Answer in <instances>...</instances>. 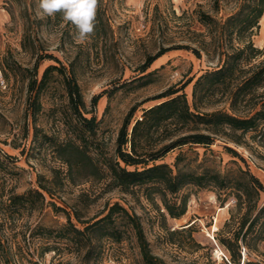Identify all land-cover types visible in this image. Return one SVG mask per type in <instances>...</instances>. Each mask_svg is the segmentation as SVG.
Returning <instances> with one entry per match:
<instances>
[{"label":"rangeland","instance_id":"obj_1","mask_svg":"<svg viewBox=\"0 0 264 264\" xmlns=\"http://www.w3.org/2000/svg\"><path fill=\"white\" fill-rule=\"evenodd\" d=\"M230 1L224 6V16L232 10L233 3ZM103 4L107 6L110 22L107 34L97 45L91 40L77 43L73 25L53 20L38 30V48L34 52L22 46L24 23L35 26L40 15L30 13L26 20L17 17L12 21L6 9V0H0V238L4 250L19 259V264H33L35 261L50 264L55 253L49 252L41 258L43 241L37 235L32 236L31 231L40 224L56 226L65 223V211H54L50 205L39 211L26 206L10 207L9 204L15 195L38 188L39 174L49 181L53 169H60L58 174L65 177L64 185L56 192L53 200L66 211H71V206L76 203L84 205L80 202L82 194H85L83 198L88 199L89 203L84 210L86 217L101 216L107 205L119 202L139 215L152 251L168 263L199 257L208 261L207 253H210L216 264H224L226 258L222 259L216 249L220 247L226 255L227 251L212 236L230 217L233 199L223 207L214 190L190 186L181 193L190 196L188 210L177 219L166 212L158 195L148 199L145 187H137L126 193L120 189L108 190L104 181L90 179L71 182L66 177L67 168L58 159L55 150L57 144L75 137L71 127L74 115L68 106L63 77L58 72H55L47 87L40 91L41 108L33 115V106H29L28 79L29 71L33 70L38 60L37 51L53 54L67 65L74 63L85 100L83 112L86 117L96 116L99 124L94 139L100 143L103 152L114 149L119 129L133 106L138 108L136 117H141L143 108L160 100L155 97L170 87H181L191 79L184 91L192 104L195 80L219 65L218 56L204 51L201 57H197L189 50H171L151 65L147 76L140 78L142 74L139 69L146 51L155 53L159 44L168 46L171 43H188L189 19L192 29L204 30L193 10L201 4L205 10L210 11L209 0H103ZM173 10L177 15L186 11L187 15L178 20ZM16 11L19 13V8ZM260 25L259 33L253 37V41L257 47L264 48V45L258 46L264 39V16ZM96 49L101 52L98 58L95 57ZM262 60L264 55L254 62ZM56 64L54 59L41 60L39 79L48 65ZM3 67L9 75L8 80L4 79ZM259 93H264V87ZM97 95L100 97L94 106L92 100ZM211 108L227 110L228 103L221 101ZM229 149L237 151L239 156H233ZM179 154H183V163L190 162L194 167L213 165L221 172L238 166L245 167L242 159H246L250 170L264 184V121L256 131L245 134L241 144L229 137L217 136L210 146L186 145L176 148L158 162L173 166ZM47 199L51 200L49 196ZM261 202H264V192L261 193ZM194 222L193 237L207 246L197 252L190 247L187 233L171 234L172 231H182ZM171 240L176 241V244L171 243ZM63 248L59 256L64 260L72 259ZM137 258L138 248L132 240L106 242L101 264H137ZM249 258L256 264H264V244L259 254L253 253Z\"/></svg>","mask_w":264,"mask_h":264},{"label":"trees","instance_id":"obj_2","mask_svg":"<svg viewBox=\"0 0 264 264\" xmlns=\"http://www.w3.org/2000/svg\"><path fill=\"white\" fill-rule=\"evenodd\" d=\"M228 1L209 0L210 11L200 4L193 13L204 30L192 29L189 19L188 43H171L168 46L159 44L155 53L145 52L144 62L140 66V78H144L149 74L147 70L151 65L171 50H189L197 57H201L202 51L218 56L217 68L204 72L195 80L192 104L184 91L191 79L187 84L170 87L155 97L160 100L143 108L141 117H136L138 108L133 106L123 120L111 152H103L100 143L94 139L99 122L95 115L86 117L83 112L85 100L73 62L67 65L53 54L37 51L38 60L33 70L29 71V106H33V115L40 111V91L47 87L55 72H58L63 77L68 106L74 115L71 127L75 137L57 144L55 150L58 159L67 168L66 177L71 182L90 179L104 181L108 190L120 189L126 193L137 187H145L147 198L152 199L158 195L166 212L177 219L188 210L190 196L181 195L183 190L190 186L214 190L223 207L233 199L230 217L216 231L213 239L227 251L228 258L224 264H256L249 255L259 254L264 244V202H261L264 184L250 170L248 160L242 159L245 167L238 166L225 172L217 170L213 165L194 167L190 162L183 163V154L176 157L173 166L158 162L176 148L186 145L210 146L217 136H226L241 144L242 137L256 131L264 121V93H259L264 87V60L254 62L264 55V48L257 47L253 41V37L259 33L260 21L264 16V0H231L232 10L224 16L222 11ZM6 4L12 21L17 17L26 20L30 13L40 15L38 0H6ZM107 13V6L103 0H99L95 33L89 39L96 45L108 32L110 20ZM173 15L182 20L187 12L177 15L173 10ZM53 20L65 22L57 14L54 17H37L35 26L24 23L23 48L35 52L39 42L38 30ZM161 34L163 36V29ZM100 56L101 52L96 49L95 57ZM43 59H54L57 64L48 65L39 79V62ZM3 72L4 79L8 80L9 75L4 67ZM99 97H93L94 106ZM221 101L228 103L227 110L211 108ZM26 130L29 131V124ZM229 150L233 156H239L237 151ZM52 172L49 181L39 174L38 188L15 195L9 204L10 207L26 206L39 211L50 205L54 211H65V223L56 226L40 224L31 231L32 236L37 235L43 241L41 258L54 252L50 264H101L106 242L132 240L138 248L137 264H170L152 251L139 215L119 202L107 205L101 216L92 217L85 215L84 210L89 206L88 199L83 198L85 194L80 195L83 206L76 203L71 206V211L60 207L53 199L64 185L65 177L58 174L60 169H53ZM48 196L51 200L47 199ZM194 226L195 222L190 223L182 231H172L171 234L187 233L190 247L197 252L207 246L193 237ZM171 243L176 244V241L171 240ZM61 248L67 250L72 259H62L59 256ZM206 259L208 261L199 257L174 264H216L212 254L207 253ZM19 262L14 255L5 252L0 238V264ZM33 264L40 262L35 261Z\"/></svg>","mask_w":264,"mask_h":264},{"label":"clouds","instance_id":"obj_3","mask_svg":"<svg viewBox=\"0 0 264 264\" xmlns=\"http://www.w3.org/2000/svg\"><path fill=\"white\" fill-rule=\"evenodd\" d=\"M98 7L99 0H38L40 16L60 14L65 22L74 26V39L81 44L95 33Z\"/></svg>","mask_w":264,"mask_h":264},{"label":"built area","instance_id":"obj_4","mask_svg":"<svg viewBox=\"0 0 264 264\" xmlns=\"http://www.w3.org/2000/svg\"><path fill=\"white\" fill-rule=\"evenodd\" d=\"M216 253H219V255L222 257V259H223V257H225L226 259L228 258L227 255L220 249V247H218L216 249Z\"/></svg>","mask_w":264,"mask_h":264},{"label":"crops","instance_id":"obj_5","mask_svg":"<svg viewBox=\"0 0 264 264\" xmlns=\"http://www.w3.org/2000/svg\"><path fill=\"white\" fill-rule=\"evenodd\" d=\"M259 38H260V36H259ZM259 38H258V42H259ZM263 45H264V39L258 43V46H263Z\"/></svg>","mask_w":264,"mask_h":264},{"label":"bare ground","instance_id":"obj_6","mask_svg":"<svg viewBox=\"0 0 264 264\" xmlns=\"http://www.w3.org/2000/svg\"><path fill=\"white\" fill-rule=\"evenodd\" d=\"M216 229H217V226L215 225L214 230H216ZM212 237H214V236H212Z\"/></svg>","mask_w":264,"mask_h":264},{"label":"water","instance_id":"obj_7","mask_svg":"<svg viewBox=\"0 0 264 264\" xmlns=\"http://www.w3.org/2000/svg\"><path fill=\"white\" fill-rule=\"evenodd\" d=\"M214 239V237H212Z\"/></svg>","mask_w":264,"mask_h":264}]
</instances>
